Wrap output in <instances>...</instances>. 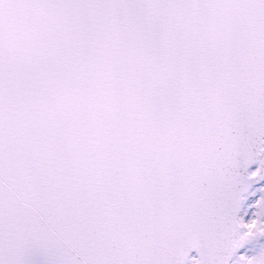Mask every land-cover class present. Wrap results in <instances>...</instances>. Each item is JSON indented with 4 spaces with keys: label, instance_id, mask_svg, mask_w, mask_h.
<instances>
[{
    "label": "snow or ice",
    "instance_id": "1",
    "mask_svg": "<svg viewBox=\"0 0 264 264\" xmlns=\"http://www.w3.org/2000/svg\"><path fill=\"white\" fill-rule=\"evenodd\" d=\"M261 182L264 0H0V264H264Z\"/></svg>",
    "mask_w": 264,
    "mask_h": 264
},
{
    "label": "rangeland",
    "instance_id": "2",
    "mask_svg": "<svg viewBox=\"0 0 264 264\" xmlns=\"http://www.w3.org/2000/svg\"><path fill=\"white\" fill-rule=\"evenodd\" d=\"M255 167H256L255 164L251 166V168H253V169H254ZM261 183H264V182H261ZM254 187H255V186H254ZM259 195H260V193H257L256 196L251 197L250 200H254V199H256V197L259 196ZM190 256H195V255L192 253Z\"/></svg>",
    "mask_w": 264,
    "mask_h": 264
},
{
    "label": "water",
    "instance_id": "3",
    "mask_svg": "<svg viewBox=\"0 0 264 264\" xmlns=\"http://www.w3.org/2000/svg\"><path fill=\"white\" fill-rule=\"evenodd\" d=\"M253 165H254V164H253ZM192 253H193L194 255H196V252H195V250H193V251L190 253V255H191Z\"/></svg>",
    "mask_w": 264,
    "mask_h": 264
}]
</instances>
